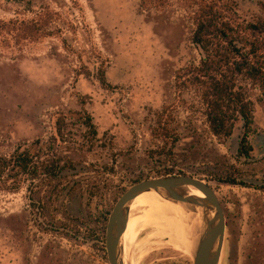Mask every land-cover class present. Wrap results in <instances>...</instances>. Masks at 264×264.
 <instances>
[{
    "label": "rangeland",
    "instance_id": "rangeland-1",
    "mask_svg": "<svg viewBox=\"0 0 264 264\" xmlns=\"http://www.w3.org/2000/svg\"><path fill=\"white\" fill-rule=\"evenodd\" d=\"M228 1L241 20L264 19V0ZM196 11L197 0H0V156L18 148L65 165L54 179L0 189V264H108L115 202L168 176L214 191L225 222L218 264H264V92L241 82L252 151L238 158L241 124L214 137L198 89L182 77L201 58ZM192 241L148 228L131 243V262L192 264Z\"/></svg>",
    "mask_w": 264,
    "mask_h": 264
},
{
    "label": "trees",
    "instance_id": "trees-1",
    "mask_svg": "<svg viewBox=\"0 0 264 264\" xmlns=\"http://www.w3.org/2000/svg\"><path fill=\"white\" fill-rule=\"evenodd\" d=\"M193 21L191 43L201 58L198 65L186 69L182 77L185 83L198 89L206 123L214 137L227 139L232 135L235 124H241L243 132L237 157L249 159L252 151L248 141L253 124L252 105L241 82L264 92V19L241 20L233 3L228 0H197ZM100 82L105 83L102 75ZM83 124L95 135L90 117H86ZM61 130L62 125L57 121V134L60 135ZM59 163L53 159L40 161L39 156L34 157L28 151L20 152L17 148L8 156H0V189L14 193L25 178L34 180L43 176L54 179L65 168ZM8 181L11 185H6ZM229 184L246 186L235 181ZM261 189L264 190V186Z\"/></svg>",
    "mask_w": 264,
    "mask_h": 264
},
{
    "label": "water",
    "instance_id": "water-1",
    "mask_svg": "<svg viewBox=\"0 0 264 264\" xmlns=\"http://www.w3.org/2000/svg\"><path fill=\"white\" fill-rule=\"evenodd\" d=\"M192 188L204 199L185 195ZM159 192L172 202L189 204L203 209L206 218L197 241L192 264H218L224 241L225 222L220 203L212 188L204 181L188 176H168L142 180L125 190L112 207L105 228V251L108 264H122L120 238L129 215V204L144 192ZM212 213L211 217L208 214Z\"/></svg>",
    "mask_w": 264,
    "mask_h": 264
},
{
    "label": "bare ground",
    "instance_id": "bare-ground-1",
    "mask_svg": "<svg viewBox=\"0 0 264 264\" xmlns=\"http://www.w3.org/2000/svg\"><path fill=\"white\" fill-rule=\"evenodd\" d=\"M185 195L204 199L202 193L192 188H186ZM203 211L200 207L172 202L159 192L149 191L140 194L129 204L127 224L119 241L122 264H134L131 262L133 258H131V243L134 242L138 234L148 228L154 229L157 238L161 239L169 235L179 244L190 239L196 246L202 231L199 223L202 222V216L205 214ZM129 226H134L139 230L137 232L135 230L133 233L130 228V232L135 236L127 230Z\"/></svg>",
    "mask_w": 264,
    "mask_h": 264
},
{
    "label": "flooded vegetation",
    "instance_id": "flooded-vegetation-1",
    "mask_svg": "<svg viewBox=\"0 0 264 264\" xmlns=\"http://www.w3.org/2000/svg\"><path fill=\"white\" fill-rule=\"evenodd\" d=\"M78 220H81V219H78ZM76 223H80V222H76Z\"/></svg>",
    "mask_w": 264,
    "mask_h": 264
}]
</instances>
